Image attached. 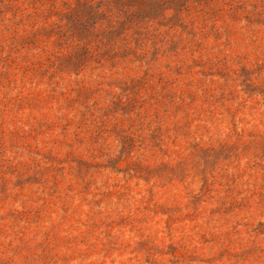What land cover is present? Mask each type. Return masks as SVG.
<instances>
[{
	"label": "rangeland",
	"instance_id": "rangeland-1",
	"mask_svg": "<svg viewBox=\"0 0 264 264\" xmlns=\"http://www.w3.org/2000/svg\"><path fill=\"white\" fill-rule=\"evenodd\" d=\"M0 264H264V0H0Z\"/></svg>",
	"mask_w": 264,
	"mask_h": 264
}]
</instances>
